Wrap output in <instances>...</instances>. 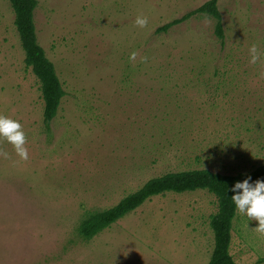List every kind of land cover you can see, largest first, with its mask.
Returning <instances> with one entry per match:
<instances>
[{"label":"rangeland","instance_id":"1","mask_svg":"<svg viewBox=\"0 0 264 264\" xmlns=\"http://www.w3.org/2000/svg\"><path fill=\"white\" fill-rule=\"evenodd\" d=\"M37 1V39L66 94L46 130L41 82L0 0V115L20 121L28 150L22 160L0 139V264H208L207 189L153 196L91 239L78 229L167 172L264 163V57L248 51L264 52V0H219L223 44L204 14L156 31L208 0ZM257 226L237 211V264H264Z\"/></svg>","mask_w":264,"mask_h":264},{"label":"trees","instance_id":"2","mask_svg":"<svg viewBox=\"0 0 264 264\" xmlns=\"http://www.w3.org/2000/svg\"><path fill=\"white\" fill-rule=\"evenodd\" d=\"M9 1L15 12V25L25 50L26 64L32 67L33 72L41 82L45 103L43 123L45 129L49 131L66 92L53 62L46 56L45 50L37 39L34 12L38 1ZM218 2L219 0H208L196 9L158 27L156 31L167 32L196 14H204L215 20V33L223 44L225 34ZM249 175L252 181L264 179V163L250 172L237 174H224L209 169L167 172L149 179L138 190L128 194L114 206L90 213L81 221L78 232L84 239H91L153 196L166 192L182 193L196 189H207L215 194L218 199V209L210 219V225L214 232V249L208 264H237L230 253L233 220L237 214L231 200L233 194L231 188L236 181L243 180Z\"/></svg>","mask_w":264,"mask_h":264},{"label":"clouds","instance_id":"3","mask_svg":"<svg viewBox=\"0 0 264 264\" xmlns=\"http://www.w3.org/2000/svg\"><path fill=\"white\" fill-rule=\"evenodd\" d=\"M134 23L143 28L147 25L148 18L143 14H139ZM248 51L250 55L249 63L251 64H256L264 57V52H261L255 43L249 47ZM135 56L136 53L133 52L130 59L134 60ZM0 139L10 143L22 160L28 159V150L25 146L26 135L19 120L0 115ZM2 154L7 155V153ZM231 191L233 193L231 200L235 209L250 220H257V231L264 233V179L252 181L249 175L243 180L236 181L232 185Z\"/></svg>","mask_w":264,"mask_h":264}]
</instances>
